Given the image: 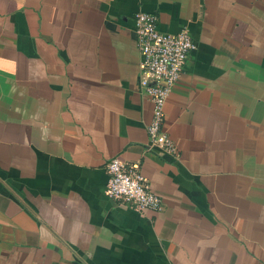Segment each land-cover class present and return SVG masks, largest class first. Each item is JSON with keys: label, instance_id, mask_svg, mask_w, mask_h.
Returning <instances> with one entry per match:
<instances>
[{"label": "crops", "instance_id": "0c3cea01", "mask_svg": "<svg viewBox=\"0 0 264 264\" xmlns=\"http://www.w3.org/2000/svg\"><path fill=\"white\" fill-rule=\"evenodd\" d=\"M137 12L194 44L147 149ZM138 162L158 211L105 195ZM0 264H264V0H0Z\"/></svg>", "mask_w": 264, "mask_h": 264}, {"label": "built area", "instance_id": "2783aa9c", "mask_svg": "<svg viewBox=\"0 0 264 264\" xmlns=\"http://www.w3.org/2000/svg\"><path fill=\"white\" fill-rule=\"evenodd\" d=\"M133 32L140 56L138 85L151 103L146 148L175 155V144L162 128L163 105L194 44L185 29L174 34L159 32L156 16L145 12L134 15ZM103 168L107 177L104 192L108 198L137 212L160 209V198L149 189L138 162L110 158Z\"/></svg>", "mask_w": 264, "mask_h": 264}]
</instances>
